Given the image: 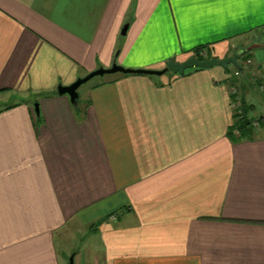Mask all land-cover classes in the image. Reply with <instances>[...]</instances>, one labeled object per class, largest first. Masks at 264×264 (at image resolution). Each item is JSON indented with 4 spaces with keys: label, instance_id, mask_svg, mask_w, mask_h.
<instances>
[{
    "label": "crops",
    "instance_id": "1",
    "mask_svg": "<svg viewBox=\"0 0 264 264\" xmlns=\"http://www.w3.org/2000/svg\"><path fill=\"white\" fill-rule=\"evenodd\" d=\"M191 57L244 71L58 93ZM259 92L264 0H0V264H264V123L233 129Z\"/></svg>",
    "mask_w": 264,
    "mask_h": 264
},
{
    "label": "water",
    "instance_id": "2",
    "mask_svg": "<svg viewBox=\"0 0 264 264\" xmlns=\"http://www.w3.org/2000/svg\"><path fill=\"white\" fill-rule=\"evenodd\" d=\"M129 25H125L122 34L125 35L127 32ZM257 46H252L246 49V51H243L241 54L247 53L253 49H255ZM230 64L237 65V57H229L223 60H218V59H205V60H200L196 57H191L184 63H178L176 61H171L168 63L167 67L164 68L163 70H151V69H128L124 68L117 63H115L111 68L109 69H99L97 71H94L87 75L84 78H79L76 82L69 86H59L58 87V93L60 95H67L70 98L71 103L74 106L78 105V100H79V89L87 84L89 81L94 79L95 77H105L107 75H114V74H124V75H130V74H135V75H147V76H163L168 72H174L178 74H184L185 71L189 69H210L213 67H223L227 68ZM36 112L39 114V109L38 106L36 105ZM69 264H74V258H70V263Z\"/></svg>",
    "mask_w": 264,
    "mask_h": 264
},
{
    "label": "trees",
    "instance_id": "3",
    "mask_svg": "<svg viewBox=\"0 0 264 264\" xmlns=\"http://www.w3.org/2000/svg\"><path fill=\"white\" fill-rule=\"evenodd\" d=\"M204 48L198 49L197 51H200ZM250 54V52L247 53ZM245 53L242 54L244 57ZM241 57V56H240ZM237 70H243V67L239 64L238 59H237ZM228 68V67H227ZM241 103V109H242V116L238 117L237 114L235 115L236 118V125L233 129L237 128V133L239 134L238 139H245L248 137H251V134L254 135L256 131L253 128V122L254 120L249 117V110L246 107V104L243 101H240ZM260 121V125L264 123V115L258 119ZM234 132V131H233Z\"/></svg>",
    "mask_w": 264,
    "mask_h": 264
},
{
    "label": "built area",
    "instance_id": "4",
    "mask_svg": "<svg viewBox=\"0 0 264 264\" xmlns=\"http://www.w3.org/2000/svg\"><path fill=\"white\" fill-rule=\"evenodd\" d=\"M199 57H201V58L208 57V51H207V49L204 48V49L200 50L199 51ZM251 63H252V61L251 60H248L245 65L246 66L247 65L249 66ZM243 71H244V68H243V70H236L234 75L239 78V77L242 76V72ZM237 93H238V91H237V89L235 87L231 88L230 94L232 96H236ZM233 106L236 109L237 116L238 117H241L242 116V109H241V103H240V101L235 100V102L233 103ZM260 127H261L260 121L258 119H255L254 122H253V128H254V130L257 132V130L260 129Z\"/></svg>",
    "mask_w": 264,
    "mask_h": 264
},
{
    "label": "rangeland",
    "instance_id": "5",
    "mask_svg": "<svg viewBox=\"0 0 264 264\" xmlns=\"http://www.w3.org/2000/svg\"><path fill=\"white\" fill-rule=\"evenodd\" d=\"M244 58L247 59V54L244 55ZM229 67L230 68L234 67V64H230ZM101 79H102V77H95L94 79H92L91 81H89L87 84L83 85L79 89V96L80 95L81 96H85L86 93L88 92V90L90 89V87L93 85V83H95L96 81H100ZM258 96L261 97L264 100V92H259L258 93ZM7 102H8L7 100H4L3 102H0V107L4 106V104H6ZM11 102H14V100L12 99ZM257 104H258L257 105V110L255 112H253V114H250V116H252L251 118L259 119L260 116L264 113V109L262 108L263 106L260 105V103H257Z\"/></svg>",
    "mask_w": 264,
    "mask_h": 264
}]
</instances>
